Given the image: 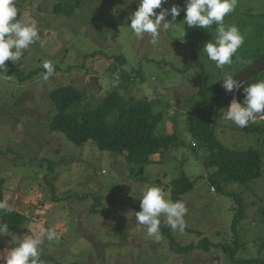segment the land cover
<instances>
[{
    "label": "rangeland",
    "instance_id": "1",
    "mask_svg": "<svg viewBox=\"0 0 264 264\" xmlns=\"http://www.w3.org/2000/svg\"><path fill=\"white\" fill-rule=\"evenodd\" d=\"M58 1L16 0L17 19L34 21L44 43L31 45L15 65L27 73L42 68L47 60L55 66L54 75L44 81V72H40L19 82L8 68L7 72L0 70L4 199L27 217L17 231L10 232L22 237L29 229L54 228L59 239L42 246L43 264H237L219 248L179 255L162 234L156 242L136 223L135 213L141 210L137 195L146 186L163 189L184 173L194 180L193 189L184 195L186 226L202 231L214 244L231 240V220L242 203L245 216L238 227L244 247L237 255L264 264V144H259L257 134L230 127L222 117L224 107L220 112L215 110L214 131L222 145L241 150L252 147L263 153L261 177L246 184L227 181L223 184V190L230 191L227 195L207 179L209 172L202 164L205 153L194 146L188 131L186 113L196 107L201 73L198 67L184 72L179 69L186 59L195 58L196 52L197 60L204 63L203 70L211 76L214 62L207 60L202 49L213 39L215 25L210 30L202 28L191 44L186 23L183 38L186 0H166L163 8L177 5L181 12L173 28L162 32L159 45L153 46L148 34L136 37L130 28V13L137 10L138 0H83L72 16L53 13ZM165 19L171 20V15ZM225 24L238 26L245 40L236 54L239 61L234 56L231 66L218 69L217 79L225 73L233 75L245 64L241 61L249 63L264 53V0H238L236 11L225 18ZM93 52L99 55L86 57ZM120 54L126 59L123 66L111 58ZM133 69L141 77H133L136 81L123 87L120 78L126 73L133 76ZM210 79L201 83L205 85ZM62 85H73L84 94L86 108L96 105L111 89L126 98H146L155 112L163 114L156 134L175 133L182 140L177 139L176 144L185 145L166 153L163 163L147 166L149 180L141 179L131 172L133 168L123 155L101 151L92 141L77 146L62 133L49 130L56 112L49 94ZM153 157L159 159L158 155ZM164 192L170 196L169 189ZM98 197L101 203L96 207L98 212H93ZM160 219L164 223L165 218ZM173 236L183 245L204 237L185 230L173 231ZM10 241L11 236H0V254L14 246Z\"/></svg>",
    "mask_w": 264,
    "mask_h": 264
},
{
    "label": "trees",
    "instance_id": "2",
    "mask_svg": "<svg viewBox=\"0 0 264 264\" xmlns=\"http://www.w3.org/2000/svg\"><path fill=\"white\" fill-rule=\"evenodd\" d=\"M83 0H60L54 5L53 13L72 16L77 7ZM202 28L186 26V31L191 38V44L199 37ZM196 57H189L184 61L183 68L180 72L188 71L198 67L200 70V84L195 92L197 101L196 107L189 109L186 113L188 131L194 138V146H198L205 153V159L202 164L209 172V182H214L216 187L229 195L230 191L223 190V184L227 181H234L246 184L248 181L261 177L262 175V151L257 148L229 149L222 145L215 136L214 126L217 122L215 118V110L220 112L224 107L223 86L222 82L215 77L218 69L214 67L212 74L203 70L204 63L199 62L197 57L199 53L194 52ZM98 52L86 54V57L98 56ZM101 55H104L102 53ZM110 58V57H109ZM125 65L126 59L120 54L111 57ZM264 59V53L258 54L256 58L250 60L249 63L241 61L243 66L236 69L233 73H237ZM10 74H13L19 82L37 76L45 69L36 68L25 73L18 67L6 61ZM239 64V63H238ZM131 73L124 74L122 80L123 87H129L136 81L133 77L140 78L141 73L136 70ZM211 79L204 83V78ZM260 79H264V71L247 79L242 85L247 87ZM209 83V84H208ZM55 108V114L52 116L48 128L50 131L62 133L71 143L82 146L88 141L96 144L101 151H109L115 155H123L124 159L130 166L131 172L142 176L141 179L149 180L146 174L147 166L159 165L164 162V155L171 150L177 152L179 148H183L185 143L176 144V140L182 141L175 133L171 136L156 134L155 130L162 121L163 114L161 111H154L147 99L126 98L121 95L118 90L111 89L105 97L99 100L96 105H90L89 108L83 104L84 94L77 90L73 85H62L52 90L49 94ZM245 92L243 87L237 91V100L243 103ZM242 130L253 132L259 136L258 140L264 144V120H258L248 125ZM158 155L156 160L153 156ZM153 157V158H152ZM173 160L175 157H172ZM51 170L52 167L50 166ZM5 178L0 176V200L4 199ZM212 184V183H211ZM194 187V180L184 173L177 179H173L169 184L163 186V190L169 189L170 196L173 201L184 199L189 191ZM54 199H57L54 196ZM97 203L92 206L93 212H98L97 205L100 204V198H96ZM241 209L237 210L231 220V229L233 238L214 244L211 240L204 236L202 232L193 228L185 227V231L194 232L199 237L197 243L181 244L177 242L173 236L172 229L161 221V234L167 239L170 249L179 254H189L195 250H203L209 252L211 248H219L225 257L237 264H261L259 260L244 259L237 255L239 249L243 250L244 243L241 242L239 235V223L245 216L244 207L240 203ZM239 208V207H238ZM3 221L9 223L10 230L17 231L27 217L21 212L13 209V212L0 217ZM119 229V228H118Z\"/></svg>",
    "mask_w": 264,
    "mask_h": 264
},
{
    "label": "clouds",
    "instance_id": "3",
    "mask_svg": "<svg viewBox=\"0 0 264 264\" xmlns=\"http://www.w3.org/2000/svg\"><path fill=\"white\" fill-rule=\"evenodd\" d=\"M166 0H138V8L130 13V28L136 37L150 36V43L158 46L162 32H167L176 24L174 21L180 15L181 8L173 5L163 8ZM238 0H186L185 17L183 22L189 27L206 28L210 30L215 25L213 39L203 46V53L207 60L214 62L217 69L234 63L233 57L244 44V34L238 26L225 24V18L236 11ZM160 9L157 13L155 10ZM171 15V20L166 16ZM18 9L16 0H0V70L7 72L6 61L13 64L21 62L22 54L37 42L43 45L44 41L34 21L22 22L17 19ZM212 32V31H211ZM213 33V32H212ZM185 36V28L183 38ZM179 38V37H177ZM183 38L181 40H183ZM45 69L42 79L47 81L55 73V66L50 61H43ZM222 86L227 92L243 87L245 97L243 103L233 101L227 111L222 112L225 121L238 127H247L255 123L258 117H264V79H260L247 87L242 85L234 74L225 73ZM236 129V128H234ZM261 144V141L259 142ZM212 190H216L212 186ZM140 198L141 210L135 213L136 223L146 229L149 238L159 242L161 240V217L164 223L173 231L183 232L186 227L185 216L188 212L182 200L173 201L159 186H146L137 195ZM13 212L7 199L0 200V217ZM188 227V226H187ZM192 228V227H189ZM202 232V231H200ZM204 235V233L202 232ZM11 236L10 243L14 246L0 254L4 264H43L41 259L45 242H54L59 239L54 228L39 227L29 229L27 235L16 236L10 232L9 223L0 219V236Z\"/></svg>",
    "mask_w": 264,
    "mask_h": 264
},
{
    "label": "water",
    "instance_id": "4",
    "mask_svg": "<svg viewBox=\"0 0 264 264\" xmlns=\"http://www.w3.org/2000/svg\"><path fill=\"white\" fill-rule=\"evenodd\" d=\"M262 71H264V59L253 64V65H251V66H249V67H247V68H245V69H243V70H241V71H239V72H237V73H235L234 78L239 79L243 84L247 79L253 77L254 75H256ZM237 91H238V89H234L232 92H227L223 87L224 111L228 110L230 103L232 102L233 98H235L237 101ZM262 119L264 120V117H258L257 121L262 120ZM227 124H229L230 127L236 128V129L245 128V127H243V128L238 127V126H236V125H234L228 121H227ZM250 124H252V123H250Z\"/></svg>",
    "mask_w": 264,
    "mask_h": 264
},
{
    "label": "bare ground",
    "instance_id": "5",
    "mask_svg": "<svg viewBox=\"0 0 264 264\" xmlns=\"http://www.w3.org/2000/svg\"><path fill=\"white\" fill-rule=\"evenodd\" d=\"M233 99H235V98H233ZM233 99H232V101H233ZM236 100V99H235Z\"/></svg>",
    "mask_w": 264,
    "mask_h": 264
}]
</instances>
